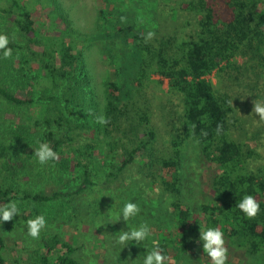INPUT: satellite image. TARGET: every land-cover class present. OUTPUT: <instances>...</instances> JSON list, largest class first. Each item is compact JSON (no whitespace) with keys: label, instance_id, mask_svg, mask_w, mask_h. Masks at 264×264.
Returning <instances> with one entry per match:
<instances>
[{"label":"trees","instance_id":"1","mask_svg":"<svg viewBox=\"0 0 264 264\" xmlns=\"http://www.w3.org/2000/svg\"><path fill=\"white\" fill-rule=\"evenodd\" d=\"M154 1L161 3L160 11L154 7L163 32L152 38L139 30L133 33L123 51L122 79L117 75L104 81L103 105L98 107L81 53L75 50L72 20L58 0H0V12L12 17L7 25L12 54L4 58L0 50V206L27 201L38 213L44 202L77 198L94 185L95 157H114L120 148L119 159L104 169L102 181L114 186L128 182L125 203H136L140 211L127 222L120 218L125 204L120 194L107 215L126 225L123 232L131 231L128 225L133 223L146 225L150 233L142 243L114 240L111 253L118 256L117 264H125L127 254L142 264L154 246L169 257L167 264H185L192 254L207 256L199 236L200 229L209 227L223 232L232 254H264V169L248 168L256 153L251 147L244 152V144L230 136V98L204 77L216 71L220 78L244 52H252L264 68V0ZM152 75L165 79L167 91L182 104L180 126L170 123L177 133L168 152L155 146L150 106L136 99ZM14 83L17 89L10 86ZM159 110L166 117L167 106ZM100 118L107 123L101 124ZM187 140L199 148L209 171L204 183L209 191L198 216L181 198L176 176ZM43 143L56 153V161L39 163L35 151ZM44 165L71 173L77 183L65 191L21 187L25 174L40 172ZM163 170L173 172V179ZM156 190L169 196L166 207ZM246 195L260 205L254 218L237 207ZM12 226V220L0 224V264H10L2 229ZM40 244L30 264H77L78 246L67 239L53 235Z\"/></svg>","mask_w":264,"mask_h":264},{"label":"rangeland","instance_id":"2","mask_svg":"<svg viewBox=\"0 0 264 264\" xmlns=\"http://www.w3.org/2000/svg\"><path fill=\"white\" fill-rule=\"evenodd\" d=\"M58 2L64 13L72 20L75 50L81 53V59L90 77L92 94L98 102V107H102L104 81L117 75L121 81L122 73L119 68L123 67V51H126L125 44L131 42L133 33L138 30L143 33L151 32L152 38L155 35L160 36L163 32L162 23L159 24L157 15L155 16V7L160 11L161 3L157 6L154 0H58ZM170 3L174 4V1L171 0ZM11 19L12 17H6L0 12V35L8 36L7 32H10V29H7V25ZM110 52L113 53L112 58L108 56ZM1 75L3 73H0V79ZM151 79L152 82L145 83L136 99L139 105L150 106L151 123L157 134L155 146L159 152L165 150L168 152L170 139L177 133L170 123H174L175 127L180 126L178 116L182 113V104L178 96H173L167 91L165 79L157 75H152ZM157 79H161L162 82L159 83ZM207 79L217 86L220 93H227L230 98L234 108L230 136L244 144V152L251 147L256 153L249 160L248 168L254 171L258 168L264 169V132L261 133L264 122L259 121L258 115L253 112L254 102L264 103V68L257 60H253L252 52H244L235 57L234 66L220 78L217 77L216 71H213ZM10 86L17 89L16 83ZM160 105L167 106L166 117L161 115ZM117 151L118 153L111 158L100 155L95 157V163L91 165L94 185L77 198L44 202L37 206L38 213L34 211L31 203L15 201L19 214L13 217L10 231L2 229L6 237L5 255L10 264H30V258L34 250L41 245V240L53 235L67 239L72 246H78L75 256L77 264H110V261L117 264L115 260L118 256L111 253L113 252L111 244L119 239L126 225L121 224L118 217L108 216L107 211L120 194L125 203L129 185L128 182H121L117 186L105 185L102 181L104 169L110 162L119 159L121 149L118 148ZM181 155L182 164L176 170V176L182 185L181 198L198 216L200 205L205 201L209 191L204 184L209 178V171L199 148L191 141L184 142ZM37 170L40 172L35 173L34 169L31 174L23 176L21 187L33 192L65 191L78 181L71 173L59 172L54 166L44 165ZM162 172L167 178L173 179V172L166 173L165 170ZM155 194L162 198L161 206L166 207L169 197L167 193L156 190ZM115 205L113 203L111 207ZM23 210L30 212L29 216H24ZM39 215L45 217L47 227L42 230L39 239H32L28 235L27 222ZM128 226L133 230L139 228L140 224L132 223ZM113 229L116 230V234ZM105 239L107 243L104 244ZM233 253L232 250L227 251L226 264H264L263 253L255 257H250L242 250ZM186 257L185 264H211L210 258L202 253ZM124 262L140 264L132 260L128 254L124 255ZM182 262L184 263L183 260Z\"/></svg>","mask_w":264,"mask_h":264},{"label":"clouds","instance_id":"3","mask_svg":"<svg viewBox=\"0 0 264 264\" xmlns=\"http://www.w3.org/2000/svg\"><path fill=\"white\" fill-rule=\"evenodd\" d=\"M153 33L149 32L148 37L151 38ZM9 38L5 35H0V50L4 58H8L12 54V50L7 47ZM253 112L258 115L259 121L264 122V103L254 102ZM101 124L107 123L103 118L99 119ZM35 156L39 163L45 164L49 161H56L58 159L56 153L46 143H43L35 151ZM237 207L248 218H254L260 211V205L257 200L250 195H246L237 204ZM140 209L136 203H125L120 212L125 222L130 218L136 216ZM19 214V209L15 202H10L5 206H0V224L5 221H10L13 217ZM47 227L46 219L43 215L37 216L35 219H30L27 222L28 235L32 239H39L42 230ZM150 230L146 225H141L137 229L122 232L119 236V242L123 245L128 241L144 242L149 237ZM199 240L202 241L203 252L210 258L211 264H226L227 248L225 247L224 234L219 228L209 227L207 229H200ZM169 257L164 255L158 246H154L147 254L144 255L142 264H167Z\"/></svg>","mask_w":264,"mask_h":264},{"label":"built area","instance_id":"4","mask_svg":"<svg viewBox=\"0 0 264 264\" xmlns=\"http://www.w3.org/2000/svg\"><path fill=\"white\" fill-rule=\"evenodd\" d=\"M208 76H209V74L205 75L204 77L207 79Z\"/></svg>","mask_w":264,"mask_h":264}]
</instances>
